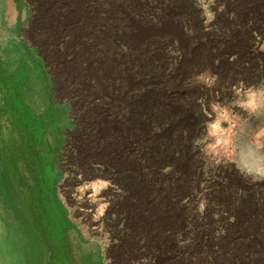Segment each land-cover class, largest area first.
I'll list each match as a JSON object with an SVG mask.
<instances>
[{
	"label": "rangeland",
	"instance_id": "1",
	"mask_svg": "<svg viewBox=\"0 0 264 264\" xmlns=\"http://www.w3.org/2000/svg\"><path fill=\"white\" fill-rule=\"evenodd\" d=\"M52 60L102 92L94 115L123 105L95 127L132 149L112 164L156 170L164 211L119 219L127 190L103 165L60 158L79 111ZM253 199L264 214V0H0V264H169L216 250ZM160 228L159 254L140 249Z\"/></svg>",
	"mask_w": 264,
	"mask_h": 264
},
{
	"label": "trees",
	"instance_id": "2",
	"mask_svg": "<svg viewBox=\"0 0 264 264\" xmlns=\"http://www.w3.org/2000/svg\"><path fill=\"white\" fill-rule=\"evenodd\" d=\"M47 38L48 36L44 32H37V42L39 44L44 45V40ZM113 42L118 44L119 40L113 39ZM52 62L53 72H51L50 76L53 95H56L57 87L62 86L68 98L77 100L79 111L78 117L74 121L73 132L75 135L66 136L65 144L69 146L70 150L66 152L65 148H63L60 158L65 157L72 165L74 172L91 173L94 171L92 169L94 161H98L103 165V168L114 177V180L127 190L123 198L125 200L123 201V206L116 207L123 208V210H120L122 213L119 219L128 214L129 219L132 220L133 214L136 213L135 208H162L164 211L166 203L157 194V177L154 174L156 170L146 167L145 174L141 175L140 170L137 171L134 168H130L129 165L123 163L119 165L112 164L111 160L108 159V155L112 153L111 146H115L118 149V154L113 157L115 159L131 155L132 149L128 145V149L125 150L122 141L118 137L101 136L95 127L107 114L121 119L124 113L123 105L114 100L112 104L104 105L94 115L92 100L97 99L95 98L97 96H101L102 92L98 91V88L96 91L93 90L92 86L89 90L83 89L82 84L73 82L72 76L61 74V70L57 67V61L52 60ZM112 66L116 67V64H112ZM150 77L154 76L150 75ZM92 82L94 83L95 80L92 79ZM96 86L94 87L96 88ZM72 107L73 105H70L71 109ZM127 125L129 126V123L123 127L125 129L129 128ZM133 139L132 137L131 141ZM154 156L155 162L160 163L166 158V153L164 151L159 153L157 148H155ZM228 198L230 199L231 196H228ZM256 201V199L252 200L251 208L247 209L244 220L237 222L234 227L225 225L227 229L224 230V241L216 245V250L208 247L204 239L196 244V250L191 247V249L186 251L185 256H179V253L171 249L169 252V264H264V214L257 208ZM228 206L229 204L226 202L222 207L228 209ZM132 207L135 212H130L129 209L126 210V208ZM118 221L117 219L116 222ZM118 234L123 239L125 237L132 238L131 234H126L125 236L124 232ZM158 237H165L162 228L156 229L152 233L144 232L143 234H138L136 236V244L140 243V249L144 252L150 255H157L159 254L156 242ZM199 249L201 250L200 257L197 256Z\"/></svg>",
	"mask_w": 264,
	"mask_h": 264
},
{
	"label": "bare ground",
	"instance_id": "3",
	"mask_svg": "<svg viewBox=\"0 0 264 264\" xmlns=\"http://www.w3.org/2000/svg\"><path fill=\"white\" fill-rule=\"evenodd\" d=\"M213 132H216V133H221V131L218 129V127H214L213 128ZM221 134H223V133H221ZM222 136H224V135H222ZM225 144H226V142H224ZM12 179V178H11ZM21 211H22V209H21ZM25 212V211H24ZM24 216V215H23ZM25 217V216H24Z\"/></svg>",
	"mask_w": 264,
	"mask_h": 264
}]
</instances>
